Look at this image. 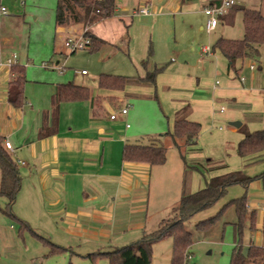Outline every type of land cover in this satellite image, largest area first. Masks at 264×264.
<instances>
[{
  "label": "crops",
  "instance_id": "0c3cea01",
  "mask_svg": "<svg viewBox=\"0 0 264 264\" xmlns=\"http://www.w3.org/2000/svg\"><path fill=\"white\" fill-rule=\"evenodd\" d=\"M116 1L115 16L89 27L83 24L56 27L54 7L47 15L48 26L44 28L37 16L38 22L34 24L26 21L27 11H21V7L26 6L23 0H1V6L7 9L12 5L16 11L20 9L19 16H13V20L9 15L0 17V137L4 151L19 171L21 185L14 204L17 215L27 222L17 217L36 234L42 231L61 239V247L67 250H72L74 245L86 246L92 256L134 244L144 234L156 231L168 218L167 214H171L186 190L185 176L190 168L186 163V151L190 152L187 157H199V161L204 157L208 161H227L237 167L240 162L243 167L239 170L222 165V169L209 172L208 180L234 171L251 177L264 172V152L247 158H241L237 152L244 138L242 128L248 132L264 130V55L261 62H255V71L249 69L250 60L237 61L234 71L228 68L224 56L212 50L219 38L232 39L226 36L225 28L236 21L237 5L220 17L216 28L207 33L205 8L220 0ZM236 2L241 6L238 0ZM142 8H147L149 13L136 15ZM13 21L27 23L28 33L15 34L12 30L8 33L6 28ZM171 29L174 42L168 37ZM32 30L37 31L34 37ZM85 31L105 41L100 50L108 47L113 53L121 50V44L127 46L128 51L130 49L137 74L123 77H144L143 63L147 60L149 69L163 68L156 86L129 84L123 90L99 88V77L110 73L102 70L106 66L98 67L102 72H97L100 74L96 76L95 85L79 84L75 74L86 78L89 73L83 75L81 72L85 70H77L74 75L68 73L60 56L66 51L65 40ZM199 32L214 34L208 46L212 54L195 58L199 71L192 76L185 69L194 64L183 59V50L175 44L187 42L193 54L198 50L200 54L202 47L197 49L192 45L199 43ZM165 52L182 60L166 70L158 64ZM13 58L16 59L14 66L23 68L26 78L23 103L17 108L9 102L10 84L18 77L12 66L7 65V60ZM211 77L214 81L208 84ZM243 77L245 82L240 81ZM68 83L89 89L91 99L57 103L59 87ZM158 93L167 100V112L162 109L159 116L149 120L141 117L140 112L129 111L130 105L135 107L137 102L153 99V95L158 99ZM118 102L128 108V114L119 113L118 120L111 121L110 115L116 113ZM186 106L190 107L187 120L199 123L201 131L194 143L188 144L180 138L175 144L169 133L173 132L176 113ZM221 107L225 108L224 112L220 111ZM226 121L229 125L239 121L242 126H230L228 131L217 126ZM156 137L161 138L166 148L164 164L151 166L123 159L127 144H148L150 138ZM5 141L12 144L11 151L5 148ZM198 144L199 153L196 151ZM252 169L259 173H252ZM205 185L198 184L193 174L190 193ZM248 189L255 192L250 198L247 194V207L258 215L256 231L252 234L256 233L260 243L256 245L250 240L246 245L247 253L252 246L264 248V205L261 206L264 187L256 180ZM230 201L216 207L215 214L200 212L197 223L214 217L213 214L216 216ZM31 219L43 221L44 226H31L28 223ZM44 220L52 221V225L48 227ZM133 238L138 240L130 243ZM248 264L253 263L249 261Z\"/></svg>",
  "mask_w": 264,
  "mask_h": 264
},
{
  "label": "trees",
  "instance_id": "16d2710c",
  "mask_svg": "<svg viewBox=\"0 0 264 264\" xmlns=\"http://www.w3.org/2000/svg\"><path fill=\"white\" fill-rule=\"evenodd\" d=\"M1 7V0H0ZM117 9L116 0H57L55 8L56 27L68 26L71 24H83L89 27L103 19L115 16ZM238 10L243 13V37L241 39L219 38L212 45L213 51H218L228 62V68L236 71L235 65L239 60H250L261 62L264 55V15L253 9L244 7ZM233 24V22H231ZM92 46L90 52H98L105 44V41L95 35L85 32ZM151 53V49L149 54ZM150 57V56H149ZM149 61L143 63L145 69L144 77H123L117 75H101L98 86L102 89L123 90L129 84H143L156 86L157 76L163 68L153 67L149 69ZM18 77L10 84L9 102L14 107H20L23 103V90L26 82L24 69L12 66ZM92 97V92L72 83L59 87L56 94V102L62 101H84ZM190 107L186 106L176 113L173 132L169 135L176 144V139L184 138L186 143H194L201 131V125L197 122L187 120ZM244 138L237 147L238 155L241 158L251 157L264 152V130L248 132L241 129ZM3 139L0 137V196L7 199L5 208H0L1 213L14 220L20 225V230H28L37 236L45 245L50 248L51 254H60L68 251L66 248L51 243L48 239L36 234L29 225L18 218L12 211L13 204L19 192L21 179L14 160L2 147ZM123 159L129 162L146 163L151 166L162 165L166 160V148L161 138H150L148 144H127L123 150ZM260 180L264 187V172L257 176H248L242 171L229 172L216 176L206 182L204 188L197 192L190 193L183 190L180 202L172 209V217L161 222L160 229L146 233L134 244L116 249L111 252L102 253L98 256L89 255L92 259L103 256L109 260V264H151L153 245L161 240L171 238L173 250L171 264H188L190 249L194 244L192 233L187 229L189 223L197 214L215 206L228 193V189L235 185H240L245 189V194L226 204L220 212L207 220L195 225L201 232H209L218 222L221 215L229 207H233L237 215V222L233 223L235 234L238 237L237 246L233 250L231 264H253L264 263V248L252 246L249 248L247 256L241 251L243 244V231L246 223L252 232L256 231L257 213L247 207V190L251 183ZM264 238V219L262 227Z\"/></svg>",
  "mask_w": 264,
  "mask_h": 264
},
{
  "label": "rangeland",
  "instance_id": "374dc122",
  "mask_svg": "<svg viewBox=\"0 0 264 264\" xmlns=\"http://www.w3.org/2000/svg\"><path fill=\"white\" fill-rule=\"evenodd\" d=\"M10 1V0H9ZM240 5L247 9L258 10L264 15V0H238ZM26 5L25 7H21V11H27L26 21L30 24H34L38 22L35 18L38 17L40 19L39 23H42V27L48 26L47 15L51 13V10L56 8L57 0H23ZM238 5L235 8H241ZM18 8H20L18 6ZM16 9V8H15ZM13 9V5L9 7L8 15L11 16L10 19L13 20V16H19V10L16 11ZM233 9V8H232ZM231 10V9H230ZM237 19L236 21L229 26H226V33L229 38L232 39H240L243 35V21L242 20V11H236ZM42 18L44 21H42ZM2 19V18H1ZM127 24H130L127 23ZM27 25V26H26ZM225 25V24H224ZM223 26L220 25L219 29H222ZM8 33H11V30L18 34L20 32L25 31L28 33L29 28L28 24H24L22 21L15 22L6 28ZM37 31L32 30V36L36 35ZM176 35V33H175ZM213 33L208 35L206 32H199V43H193L192 45L199 49L200 47H208L212 43ZM170 41L174 42V30L171 29L168 35ZM126 38V35H125ZM176 47L183 50V59L187 60L190 67L186 68L185 71L187 74H191L195 76L196 72L199 71V66H195L197 57L198 59L202 58L204 55L199 54L200 50L197 51L196 54H193L192 50L188 46L187 42L178 41ZM121 50H114L111 53V48H103L99 52H90L89 50H79L75 54L69 53L67 50L64 55L60 56V60L65 64L67 68V72L74 75L76 71L85 70L89 73V76L86 78H82L80 75L75 74L78 77L79 84H96V79L100 73L98 71V67H105L106 69H102L104 71L110 72L107 73L109 75H119V76H133L137 74L136 68L133 66V54L128 51L127 46L121 44ZM173 59V60H172ZM152 60V59H151ZM180 57H177L175 54H170V52H165L163 55V59L158 62L161 66H165L166 70L175 63L180 62ZM156 61V60H155ZM152 60V62H155ZM108 68V69H107ZM165 70V71H166ZM208 84L214 81V78L208 80ZM93 85V86H94ZM191 93V92H190ZM158 99H156L153 95V99L144 100L142 102H137L135 107L129 106V111L133 112V114H137L140 112L141 117L153 120L155 116H159L163 111H168L169 106L166 98L163 94H157ZM141 100V99H140ZM140 103V104H139ZM160 103V104H159ZM123 108L122 103H117L115 112H119ZM145 114V115H144ZM223 126L225 131L229 130L230 125L229 121L218 124L217 126ZM216 132V129L214 130ZM225 133V132H224ZM197 146V153H199V144ZM210 146V145H207ZM206 147V146H205ZM207 151L210 149L206 148ZM189 155L190 152L186 151L185 155ZM186 155V163L187 166L190 167L186 172V182L185 189L190 192V180L192 175H196L197 183L201 182L205 185V180L209 178V172H214L219 169H222V165H228L229 168H240L242 170L243 167L240 165V162L237 166L229 165L226 161H217L212 160L208 161L206 158H202L199 161L198 159H192L190 156ZM257 166V165H256ZM254 167V166H253ZM256 169H252L251 172L256 174L259 173L255 171ZM205 187V186H204ZM203 187V188H204ZM198 187L195 189L197 190ZM253 189V187H252ZM245 192V189L240 185H235L229 188L227 195L220 200L215 206L206 210L207 213L215 214L216 207H222L226 201H230L235 196L242 195ZM255 193V192H253ZM251 189H248V196L251 197ZM240 195V196H241ZM6 199L0 196V208H5ZM167 205V204H166ZM222 205V206H221ZM262 203V207H263ZM16 204L13 205L12 211L18 217L17 211L15 209ZM165 206V204H164ZM261 207V208H262ZM218 209V208H217ZM205 212V211H204ZM169 213V212H168ZM213 214V216H215ZM169 215V216H168ZM202 215H204L202 213ZM168 218L172 217V214H167ZM23 219L22 217H20ZM258 218V215H257ZM166 219V220H167ZM24 220V219H23ZM237 215L233 207H229L224 211L218 220L217 224L209 231V232H201L198 231L195 227L196 223L199 221V214H197L189 223H187V229L192 233L194 244L190 249L191 259L188 261V264H231V259L233 255V250L235 245L239 242L238 237L235 234V227L233 223L237 222ZM259 220V219H258ZM26 221V220H24ZM48 223V227L52 225V221L44 220ZM27 222V221H26ZM30 222V223H29ZM256 220V226H257ZM31 226H42L43 221L37 219H31L28 221ZM45 223V224H46ZM149 225V224H148ZM44 226V225H43ZM150 227V226H149ZM152 228V227H151ZM161 226L159 225L158 229ZM34 230V229H33ZM154 230V229H152ZM35 231V230H34ZM36 232V231H35ZM40 232V233H39ZM37 234L40 236L47 238L51 242L56 245H60L61 239L56 237H52L51 235H47L46 233L39 231ZM255 232V231H254ZM243 245H242V254L244 256L247 255L246 245L250 243V240L258 245L260 242L256 240V233L252 234V231L249 228V224L246 223L244 231H243ZM141 238V237H139ZM138 240L137 238L131 239L130 243ZM262 243V242H261ZM104 250V249H101ZM173 250V241L171 238H167L161 241L156 242L152 248V263L151 264H171ZM90 251H87V247L76 246L74 245L72 250H68L66 252L60 254H51L50 248L45 245L37 236L33 235L28 230H20V225L14 220L5 217L0 212V264H109V260L103 256H100L96 259H92L88 257ZM102 253H106L105 251H101ZM248 264V263H247ZM264 264V263H260Z\"/></svg>",
  "mask_w": 264,
  "mask_h": 264
},
{
  "label": "built area",
  "instance_id": "2783aa9c",
  "mask_svg": "<svg viewBox=\"0 0 264 264\" xmlns=\"http://www.w3.org/2000/svg\"><path fill=\"white\" fill-rule=\"evenodd\" d=\"M237 5L236 0H220V2L218 4H212L210 6H208L207 8H205V14L207 15V23H206V31L207 33L212 32L218 22H219V18L226 15L228 13V11L230 9H232L233 7H235ZM148 9L147 8H142L140 9L136 15H147ZM8 16V10L6 7L1 6L0 7V17H5ZM86 32V31H85ZM83 32L82 34L75 36V37H68L65 42H64V46L66 48V50L71 53V54H75L76 52H78L79 50H89L92 46V42L91 40L86 37L84 35ZM201 54L202 55H211L212 54V50L210 47H202L201 48ZM16 64V59L13 58L12 60L9 59L7 60V65L8 66H13ZM249 69L251 71H255L256 70V63L255 62H250L249 64ZM83 75L87 74L86 71H82L81 72ZM241 82H245L246 79L243 77L240 79ZM216 84H219V81L216 82ZM222 112L225 111L224 107H221ZM119 113L120 115H127L128 114V108H122L118 113H112L110 115V120L111 121H117L119 118ZM127 127H129V125H127ZM4 146L7 150H12V144L9 141H5ZM191 256H188V260L190 261Z\"/></svg>",
  "mask_w": 264,
  "mask_h": 264
},
{
  "label": "water",
  "instance_id": "95a60500",
  "mask_svg": "<svg viewBox=\"0 0 264 264\" xmlns=\"http://www.w3.org/2000/svg\"><path fill=\"white\" fill-rule=\"evenodd\" d=\"M230 126L235 127V128H240L242 126V123L239 121H233V122H230Z\"/></svg>",
  "mask_w": 264,
  "mask_h": 264
}]
</instances>
